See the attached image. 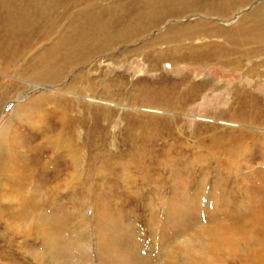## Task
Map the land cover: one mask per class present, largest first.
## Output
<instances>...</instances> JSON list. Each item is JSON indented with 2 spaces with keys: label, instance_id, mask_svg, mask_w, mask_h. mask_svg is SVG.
<instances>
[{
  "label": "rangeland",
  "instance_id": "rangeland-1",
  "mask_svg": "<svg viewBox=\"0 0 264 264\" xmlns=\"http://www.w3.org/2000/svg\"><path fill=\"white\" fill-rule=\"evenodd\" d=\"M223 1L189 0L188 10L163 0H52L50 38L20 32L15 42L0 0V145L15 138L8 159L20 163L0 171V264H232L229 234L249 225L264 235V42L232 44L259 30L251 14L264 0ZM97 22L138 32L62 83L36 82L35 58ZM186 26L197 33L165 39ZM178 45L219 59H178ZM52 227L62 252L46 239ZM241 264H264V245Z\"/></svg>",
  "mask_w": 264,
  "mask_h": 264
},
{
  "label": "bare ground",
  "instance_id": "bare-ground-1",
  "mask_svg": "<svg viewBox=\"0 0 264 264\" xmlns=\"http://www.w3.org/2000/svg\"><path fill=\"white\" fill-rule=\"evenodd\" d=\"M5 1H7V4H8L6 6L7 8L5 11V15H6V19L8 21V25L10 26V30L12 32L11 37L14 41H15V39L19 40L18 36H19L20 32H21V34H24L23 36H25V38H29L30 36L33 35L34 39H36V42L40 41L43 38H46V39L50 38L51 33H52V31H54V28H55V22L52 21V14L54 12V9L52 6V0H5ZM163 1H165V7L169 8V9L172 6H178V8L184 7L187 9L188 8L194 9V7H195L194 5L186 6V4L189 2V0H163ZM218 1H220V0H218ZM254 1L255 0H237V3L247 5L248 3L249 4L254 3ZM235 2H236L235 0H224L223 1L224 5H226V6L233 5ZM216 3H217V1H216ZM220 3H222V2H220ZM223 3L221 4L222 6H223ZM192 4H194V3H192ZM214 5H212V6H214ZM216 5H215V7H216ZM213 14H215V13H213ZM217 14H218V10H217ZM239 15L240 14H237L235 18L239 17ZM251 15H252L253 19L257 21V22H255L253 20L252 23H254V25H252V27L253 28L255 27L259 30L254 31L255 33H252L253 31L251 32V30L246 29L247 31H245V29H243V31H245L244 34H246V37H237V38H236V36L232 37V39H233L232 44L234 46H236V48L243 47L245 44L247 45V43H250L251 41L256 42V43L264 42V7H258L257 10H255V13L251 14ZM241 20H240L239 24H241ZM244 20H245L244 23H247L249 21V20L246 21V18H244ZM244 20H242V21H244ZM5 21L6 20L4 19V22ZM260 22H262V24H259ZM241 26H244V25H241ZM202 28H204V27H202ZM146 29L147 28L144 27V28H141L140 30L144 31ZM181 30L175 35H171V34L168 35L165 39L168 42L169 41L171 42L177 38L180 40V42H182L184 38L188 39V37L193 35V33L194 34L197 33L194 29H191L188 26H186L185 28H183ZM137 32H138L137 27H135L134 24H132L131 22H129V23L127 22V23L121 24V25H114V24H107V23H100V22H97V24L76 25L70 31L66 32L68 34H66L64 36L63 41L57 43L56 45L53 44L51 46V48L50 47L48 48L47 51L45 48H42V49H45V51L43 50L45 53L43 54L42 57L35 58L36 62L33 65V70H32L33 72L31 74V76L36 80V82H40V83H49L50 85H56V84L62 83V80L67 79V77H68V76H66V74L68 75L69 73H71L74 70V68H76L77 65L83 64V63L89 61L94 55H98V53L108 52L109 50L113 51L117 45H119L123 42L131 41L132 37ZM23 41L24 40H22V43H23ZM53 41H54V39H53ZM33 44H34V42L32 41V43H30V40H29V43L27 44L28 48L29 49L33 48ZM48 44H49V42H48ZM183 47H184V45H178L175 48V50L172 47L173 49H171V50H174V52L172 51L171 54H175L178 59L187 60V61L191 60L193 62H207V61H211V60H214L217 58L219 59V56L217 53L216 54L209 53V55H205L204 53H202V54L196 53V52H199L198 50H195L196 52L191 51L192 53L187 55V54H185V52H183V49H184ZM8 48L11 50L12 46H10ZM13 48H12V50H13ZM18 48H19V46H18ZM185 48H186V46H185ZM238 49L240 50V48H238ZM4 50H6V48ZM37 50H38V48H37ZM261 50H263V49L261 48ZM235 51L237 52L238 50H233L232 52H235ZM188 53H189V51H188ZM220 53H222V51H220ZM229 62L231 63L232 60ZM156 63L158 66H161V64H162V63H160V61H158ZM198 64H200V63H198ZM231 64H233V62ZM181 83H183V82H181ZM48 93H49V91H48ZM77 94H80V93H77ZM79 98L80 97H78V99ZM43 102H45V101H43ZM43 102H42V104H43ZM38 104H39V102H38ZM45 105H46V103H45ZM29 106L26 105L25 107H22L19 109L24 110L27 113H29L30 112ZM41 107L39 106L38 109H40ZM20 110H17V111H20ZM39 121H40V119H39ZM74 122H76V121H74ZM70 123L67 126L68 128L70 126ZM38 126L40 127V125H38ZM45 133H46V130H45ZM4 139H5V142L2 143V145H0V171H2V172L3 171H5V172L16 171L17 172L18 165L20 163H18V161L15 160L16 159L15 157H11V159H8V157L10 156L9 146L15 144L14 141H16V139L14 138L11 141L8 138V135H5ZM71 153H72V151H71ZM18 156H20V155H18ZM21 167H23V169H24V166H21ZM2 172H0V173H2ZM48 221H49V218L46 219V222H48ZM43 223H45V222H43ZM47 224H52V223L49 222ZM52 225H54V224H52ZM114 236H116V235H114ZM46 239L50 240L51 243H54V247L57 248L59 252H62V247H65L66 243L64 244V242H63V237H62L61 231H60V233L55 232L54 227H52L51 230L48 229L47 234H46ZM62 244H64V245H62ZM111 245H112V243H111ZM121 248L123 249V247H121ZM115 253H117L116 249H115ZM119 253H120V251H119ZM107 255H109V254H107ZM112 255H113V253H112ZM126 255L127 254L125 253V256ZM113 258L115 259L114 256H113ZM122 259H123V257H122ZM108 261L110 262L111 260L108 259ZM120 261H121V264H131L128 260H120ZM132 264H134V263H132Z\"/></svg>",
  "mask_w": 264,
  "mask_h": 264
},
{
  "label": "clouds",
  "instance_id": "clouds-1",
  "mask_svg": "<svg viewBox=\"0 0 264 264\" xmlns=\"http://www.w3.org/2000/svg\"><path fill=\"white\" fill-rule=\"evenodd\" d=\"M220 235L221 234H218L216 238L219 239ZM212 238V236L208 237L209 240ZM184 239H186V237L177 240L175 246L183 249ZM229 239L234 243L232 264H241L242 259L246 257L254 247L259 248L264 245V235H261L255 227L249 225L237 227L234 232L229 234ZM165 264H175V261L166 260Z\"/></svg>",
  "mask_w": 264,
  "mask_h": 264
}]
</instances>
